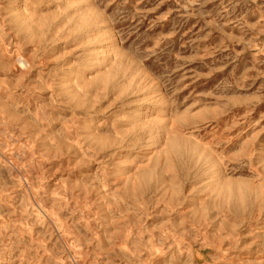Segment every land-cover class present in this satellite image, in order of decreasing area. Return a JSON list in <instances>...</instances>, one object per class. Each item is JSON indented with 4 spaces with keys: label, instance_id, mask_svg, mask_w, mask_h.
Wrapping results in <instances>:
<instances>
[{
    "label": "rangeland",
    "instance_id": "obj_1",
    "mask_svg": "<svg viewBox=\"0 0 264 264\" xmlns=\"http://www.w3.org/2000/svg\"><path fill=\"white\" fill-rule=\"evenodd\" d=\"M0 264H264V0H0Z\"/></svg>",
    "mask_w": 264,
    "mask_h": 264
},
{
    "label": "bare ground",
    "instance_id": "obj_2",
    "mask_svg": "<svg viewBox=\"0 0 264 264\" xmlns=\"http://www.w3.org/2000/svg\"><path fill=\"white\" fill-rule=\"evenodd\" d=\"M163 113H165V111H164ZM146 120H147V119H146ZM152 121H153V120H152ZM152 121H151V122H152ZM139 122H140V120H139ZM143 122H148V121H145V120H144ZM151 122H148L149 124L147 123V125H146V129H145V127H143L144 124H142L141 127H140V124H139V127H140V128L143 127V129H144L145 132H149V133L152 134V133H153V129H155V128H151V125H150ZM153 122H156V121L154 120ZM158 122H159V121H158ZM135 123H136V121H135ZM137 123H138V122H137ZM161 123H162V122H161ZM155 124H157V122H156ZM155 124H154V125H155ZM159 124H160V123H159ZM134 125H136V124H134ZM149 125H150V127H149ZM154 125H152V127H153ZM136 126H137V125H136ZM147 126H148V127H147ZM156 126H157V125H156ZM154 127H155V126H154ZM157 127H159V128H157V130L155 129V130L157 131V133H156V134H157V141H160V139H161L162 129L160 128V125H158ZM161 127H162V126H161ZM147 128H148V129H147ZM149 128H151V129H149ZM143 129H142V130H143ZM142 130H141V131H142ZM146 134H148V133H146ZM151 134H150V135H151ZM144 136H145V135H144ZM144 136H143V137H144ZM164 150H165V149H164ZM160 156L162 157L163 155L161 154ZM162 159H163V157H162ZM160 160H161V159H160ZM135 181H136V179H135ZM201 213H203V212H201Z\"/></svg>",
    "mask_w": 264,
    "mask_h": 264
}]
</instances>
